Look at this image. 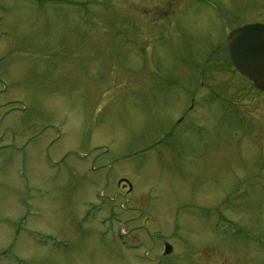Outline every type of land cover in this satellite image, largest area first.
<instances>
[{"label":"rangeland","instance_id":"rangeland-1","mask_svg":"<svg viewBox=\"0 0 264 264\" xmlns=\"http://www.w3.org/2000/svg\"><path fill=\"white\" fill-rule=\"evenodd\" d=\"M255 22L264 0H0V264H264V92L226 49Z\"/></svg>","mask_w":264,"mask_h":264},{"label":"water","instance_id":"water-1","mask_svg":"<svg viewBox=\"0 0 264 264\" xmlns=\"http://www.w3.org/2000/svg\"><path fill=\"white\" fill-rule=\"evenodd\" d=\"M232 65L264 92V24L253 23L233 29L227 39ZM172 247L166 244L165 254Z\"/></svg>","mask_w":264,"mask_h":264},{"label":"flooded vegetation","instance_id":"flooded-vegetation-1","mask_svg":"<svg viewBox=\"0 0 264 264\" xmlns=\"http://www.w3.org/2000/svg\"><path fill=\"white\" fill-rule=\"evenodd\" d=\"M123 182H124V181H123ZM123 182H121L120 185H123ZM124 186H126V185L124 184Z\"/></svg>","mask_w":264,"mask_h":264}]
</instances>
